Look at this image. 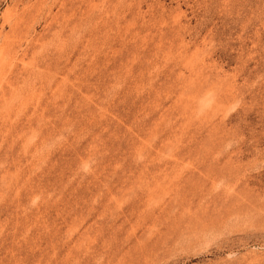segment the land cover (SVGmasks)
<instances>
[{
    "label": "rangeland",
    "instance_id": "rangeland-1",
    "mask_svg": "<svg viewBox=\"0 0 264 264\" xmlns=\"http://www.w3.org/2000/svg\"><path fill=\"white\" fill-rule=\"evenodd\" d=\"M0 264H264V0H0Z\"/></svg>",
    "mask_w": 264,
    "mask_h": 264
}]
</instances>
